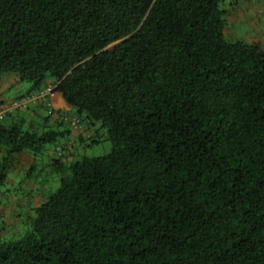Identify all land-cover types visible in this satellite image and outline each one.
Masks as SVG:
<instances>
[{"label": "trees", "instance_id": "obj_1", "mask_svg": "<svg viewBox=\"0 0 264 264\" xmlns=\"http://www.w3.org/2000/svg\"><path fill=\"white\" fill-rule=\"evenodd\" d=\"M224 1L0 0V72L73 109L41 130L5 113L0 186L14 155L70 134L65 115L82 146L100 128L112 144L54 159L57 189L0 234V264H264V53L225 38Z\"/></svg>", "mask_w": 264, "mask_h": 264}, {"label": "rangeland", "instance_id": "obj_2", "mask_svg": "<svg viewBox=\"0 0 264 264\" xmlns=\"http://www.w3.org/2000/svg\"><path fill=\"white\" fill-rule=\"evenodd\" d=\"M220 6L223 9L225 38L251 44L257 53H264V0H225ZM30 85L16 73L0 72V101L17 98L30 89ZM17 111L12 112L5 121L8 123L16 116L24 117L26 126L30 123L41 130L43 110L35 116H29L25 108ZM98 127L99 123L96 122L94 128ZM94 137L97 141L89 146H82L77 138L73 146H65L66 139H72L68 135L57 144H47L37 156L28 152L13 156L6 181L0 186V234L4 240L20 237L35 207L57 189L63 173L54 159H59L65 167L83 156H100L111 150L106 129L100 128ZM70 153L72 156L68 155Z\"/></svg>", "mask_w": 264, "mask_h": 264}, {"label": "crops", "instance_id": "obj_3", "mask_svg": "<svg viewBox=\"0 0 264 264\" xmlns=\"http://www.w3.org/2000/svg\"><path fill=\"white\" fill-rule=\"evenodd\" d=\"M49 85L51 87L55 86L54 84L51 83L50 79L47 80L45 87L49 86ZM34 92H36V91L32 90L31 85H30V89H28L24 94L17 96V98L13 97V98L8 99L7 101L1 100L0 101V107L4 108L7 105H9L13 100L19 99L21 97H25L28 94L34 93ZM48 103H50L49 106H48ZM24 108L27 110L29 116L39 115V112L41 110H43L42 117L47 118L46 124L49 127H54V128L57 127L58 121L60 120L59 115L63 114L64 112H68V113L72 112L71 107L65 101H63V99H61L59 96H48L46 100H36L34 102L29 103ZM19 109H21V108L11 110L10 112L12 113V112L17 111ZM69 127H70V134L69 135H71L72 139L67 138L66 142L68 140L70 142L71 141L72 142L70 145L65 144V146H72L74 144V141H76V138L78 135H81L84 138V140H86L87 137L91 135V130L87 129L85 124H81L78 127H72V126H69Z\"/></svg>", "mask_w": 264, "mask_h": 264}, {"label": "built area", "instance_id": "obj_4", "mask_svg": "<svg viewBox=\"0 0 264 264\" xmlns=\"http://www.w3.org/2000/svg\"><path fill=\"white\" fill-rule=\"evenodd\" d=\"M48 96H59L61 99H63V101H65L62 94L59 91L55 90L54 87H51L49 85V86L43 87L42 89L34 93L28 94L25 97H21L19 99L13 100L9 105H7L4 108L0 107V119L5 115V113L10 112L11 110L18 109V108H24L29 103L34 102L36 100H46ZM49 105L50 103H48V106ZM63 118L72 127H78L81 125L79 118L74 115H65ZM66 144L70 145L71 142L68 140Z\"/></svg>", "mask_w": 264, "mask_h": 264}, {"label": "water", "instance_id": "obj_5", "mask_svg": "<svg viewBox=\"0 0 264 264\" xmlns=\"http://www.w3.org/2000/svg\"><path fill=\"white\" fill-rule=\"evenodd\" d=\"M121 40H119V41H116V42H114V43H112V44H110V45H108L107 47H105V48H110V47H112V46H114L115 44H117L118 42H120Z\"/></svg>", "mask_w": 264, "mask_h": 264}]
</instances>
